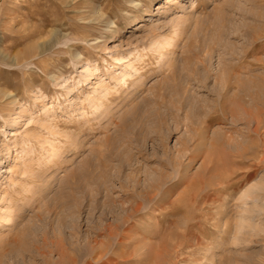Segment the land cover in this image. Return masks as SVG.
<instances>
[{
	"label": "rangeland",
	"instance_id": "rangeland-1",
	"mask_svg": "<svg viewBox=\"0 0 264 264\" xmlns=\"http://www.w3.org/2000/svg\"><path fill=\"white\" fill-rule=\"evenodd\" d=\"M155 33L171 52L143 50L141 77L112 86V56ZM99 77L128 93L91 113ZM47 138L73 146L48 161ZM252 181L264 0H0V264H264V231L235 230Z\"/></svg>",
	"mask_w": 264,
	"mask_h": 264
},
{
	"label": "bare ground",
	"instance_id": "bare-ground-1",
	"mask_svg": "<svg viewBox=\"0 0 264 264\" xmlns=\"http://www.w3.org/2000/svg\"><path fill=\"white\" fill-rule=\"evenodd\" d=\"M137 24H138V22H137ZM136 28H138V27H136ZM175 29L174 28L172 29L173 30L172 31L173 33H176L175 32ZM153 36L154 37H152V39H150L151 41H149L150 42L149 45L148 46H143L140 50H137V49L133 48V49L129 50L128 52H126L125 54L117 52L115 55L112 56V58L114 60L113 63L120 64L119 70L114 71V72H111L109 74V78L112 81H114V85H112V86H116V84H118V86L121 87L124 84H126L125 86L128 87L129 84H130L129 83V80H131V82L133 83L135 81L134 79H137V78L141 77L140 76L141 74H139V67L136 66V62H138L139 60H141L142 57L144 56V54L142 53L143 50H146L147 48H149L150 50H152L151 52L158 53L159 57H162V56L166 55V53L169 54L171 52L170 50H168V51H162V50L163 49H167V47L171 45L172 35L169 36V35H161V34L155 33ZM160 37H162L161 40H160ZM250 56H251V54H250ZM89 70H90L89 75H92L93 73L91 71H93V69L89 68ZM169 74H170V69L168 70V72L166 73V75L168 76ZM85 79H88V77L86 76ZM226 79L227 78H225V80ZM94 83H96V85H93L92 86V90L90 91V93L85 98L87 104L92 108L91 111H90L91 113H95V112L99 111L102 107H104L110 101L113 102L114 100H122V99H125L126 98V94L128 93V92H126V90L125 91L124 90L123 91H119V87H118L116 89L117 94L115 93L116 94L115 95L114 94V90L112 89L114 87H112L110 84H108L106 82H103L101 80V77H99L98 80H97V82L95 81ZM38 99H39V97H38ZM134 99H135V97H134ZM249 99L250 98L248 97V100ZM53 106H54V104H52L51 106L49 105V106L43 108L42 109V114L45 115L46 117L53 116V114L51 112L52 110H50V108H49V107H53ZM246 112H248V111H246ZM79 114L80 115H83V113H79ZM115 117H117V115ZM117 118L120 119V117H117ZM46 123L47 122L44 121V123L41 124V125L49 129L50 127L48 126V124H51V123L50 122H48L47 124ZM53 128H54V125H53ZM66 129H67V131L68 130H70V131L71 130H76V129L79 131V130H82L83 129V124H81V122L74 123V124L66 127ZM57 132L58 131H56L55 133H57ZM58 142H61V141L58 140ZM41 143L44 144V145H46L44 147V150L46 152H48L47 153V156H46V158L48 159V161H50L60 151L62 152V150H65V149L66 150L67 149L69 150L73 146V142H71V143L66 144V145L64 143V145L62 147V146H59V144H57V143L49 142L48 138L46 140L43 139ZM104 187L106 189H110L109 187H106V186H104ZM256 189H260V192L262 193V191H264V183H260L259 182V184H257V182L256 183H253V181H252L251 184H248L243 190H240L241 191L240 197L243 199V206H240V208L238 209V211H236L237 212V215L235 217H237V220H236V224H235V226H236L235 227V230L237 232V235L238 234H241V233H244V232H251V231H257V230L264 231V228H261L257 224L260 221L259 222H255L253 224L248 223V221L249 220H252L253 217H249V215H248L247 212L249 211V213H250L251 211H253L254 210V207H256V205H257L258 199L259 198L261 199V196L256 191ZM261 189H262V191H261ZM247 199H249V200H247ZM262 199H264V196H263ZM137 207H138V205H137ZM11 211L12 210H11V205L10 204L8 206H5L4 208H2L0 210V223L6 224L7 223L6 221H9L12 218L11 215H10L11 214ZM262 227H264V225ZM59 254H61L63 256L65 253L62 252V251H59Z\"/></svg>",
	"mask_w": 264,
	"mask_h": 264
}]
</instances>
